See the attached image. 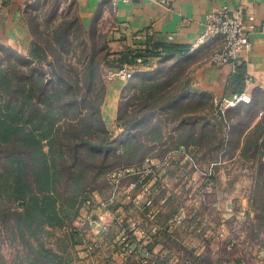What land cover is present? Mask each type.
Here are the masks:
<instances>
[{
	"label": "rangeland",
	"instance_id": "374dc122",
	"mask_svg": "<svg viewBox=\"0 0 264 264\" xmlns=\"http://www.w3.org/2000/svg\"><path fill=\"white\" fill-rule=\"evenodd\" d=\"M79 12L78 0H33L27 8L25 18L34 30H31V41L38 40L48 51L45 67L49 61L55 60L53 51L57 46L52 38L53 27L65 18L76 19V26H80L83 22ZM110 22L107 19L94 26L96 43L101 47L106 45L108 50ZM71 34L74 38L73 51L66 53L62 60L75 65L72 75L81 79V88H84L87 82L83 73L84 58L81 46L77 48V45L81 41L87 44L91 41L79 29L71 30ZM215 53L212 49L203 47L192 53L163 56L154 66L139 64L136 66L139 72L130 82L110 79L109 69L117 67H114L112 61L109 65L104 63L100 66V73L97 74L96 71L94 84L90 85L92 103L97 106L102 98L105 100L109 83H123L125 86L120 96L117 101L114 100V104H117L115 120L120 114L134 124L128 132L123 127H119L122 131L118 127L109 130L112 139H118L114 146L121 145L135 133L139 143H143L145 147L133 151V156H124L122 150L117 149L118 157L110 156L111 166L137 161L153 149L149 158L158 166L156 171L160 176L167 172L180 173L178 182H172L171 186H177L181 182L179 187L183 190L179 189L182 191L180 195L187 205L194 202L196 196H201L195 190L205 182L200 173L214 171L215 186L213 188L209 184L207 190L210 189L208 202L215 200L217 204V237L213 238L216 247L220 248L231 240L237 245V248L232 247V254H244L247 258L245 264H264V259L258 258L259 253L264 252V222L258 226L257 217H260V212L256 209L264 204L261 196L264 188V90H254L250 103L241 102L236 105H229L224 98L220 101L209 92L201 91L196 86L197 70L203 62L211 63ZM27 56L0 45V72L24 68L26 65L21 63V57ZM0 79L3 78L0 76ZM140 79L144 81L136 89L133 88L131 83ZM143 93L152 98L143 113H136L139 101L135 96ZM17 97L20 99L21 95H10L3 86L0 87V264H64L72 260L68 254L72 246L70 234L78 226L75 222L85 200L93 190L109 185L108 179L99 178L87 171V184L84 188L77 189L82 174H75L62 181L64 186L60 189L62 188L63 193H53L43 182L39 184L37 178L32 177L30 181L33 187L27 189L24 177L17 170L18 158L5 152L10 149L11 143L20 145L23 142L13 137L16 133L12 136L13 130L10 128L17 122L25 121L24 116L17 111ZM103 104L104 102L101 114L104 119ZM47 141L43 138L45 150H48ZM176 144L192 146L163 153L165 149L175 148ZM56 163L57 161L52 166L55 164L56 167ZM151 165L153 164H145L146 167ZM158 184L154 183L152 187L153 203L155 197H159ZM74 190L77 191L74 193ZM107 199L101 202L107 204L104 202ZM225 208H229L227 212L231 215L223 211ZM251 221L254 222L255 229L250 227ZM191 245L193 244H187L186 251H189L188 247ZM220 254L223 255V251ZM73 255L75 261L72 264H77L79 259L75 253ZM122 257L128 259L131 256ZM210 260L212 263L213 259ZM214 262L219 264V257Z\"/></svg>",
	"mask_w": 264,
	"mask_h": 264
},
{
	"label": "crops",
	"instance_id": "0c3cea01",
	"mask_svg": "<svg viewBox=\"0 0 264 264\" xmlns=\"http://www.w3.org/2000/svg\"><path fill=\"white\" fill-rule=\"evenodd\" d=\"M32 1L0 0V45L20 55H28L31 47V30L25 16ZM78 3L86 29L107 19L111 21L107 37L111 54L118 56L149 49L148 67L154 66L169 50L172 55L192 53L203 47L212 49L213 53L220 50L224 44L221 36L200 42L206 29V16L223 6L231 11L242 6L245 15H251L257 27L251 33V48L235 67L203 62L196 73V86L220 101L244 90L252 94L254 90H264V0H78ZM159 49L163 50V56L158 53ZM124 86L121 82L107 86L103 115L109 130L117 128L114 100L117 101ZM183 146L181 144V148ZM178 174L177 171L167 172L159 177V197H155L151 207L135 204L123 189L114 202L108 205L107 200L103 205L101 200L111 194L110 185L93 190L90 194L93 204H83L75 222L78 226L70 234L72 246L68 254L72 260L64 264L75 261L74 253L79 259L77 264H215L218 257L219 264H245L244 254H232V247L237 248L234 242L226 241L219 248L213 241L217 237V204L215 200L208 202L210 189L207 190V186H215L214 171L200 173L205 182L195 190L201 196H196L188 205L180 195L181 182L171 186L172 182H178ZM223 211L231 215L227 212L229 208ZM248 219L250 221V217ZM126 236L143 244L128 259L122 257V238ZM91 242L98 244L94 251L86 248ZM189 243L193 245L186 251ZM258 258L264 259L263 251Z\"/></svg>",
	"mask_w": 264,
	"mask_h": 264
},
{
	"label": "trees",
	"instance_id": "16d2710c",
	"mask_svg": "<svg viewBox=\"0 0 264 264\" xmlns=\"http://www.w3.org/2000/svg\"><path fill=\"white\" fill-rule=\"evenodd\" d=\"M76 25V19L65 18L53 27L52 38L57 47L54 49L55 52L53 51L55 60L49 61L47 67L44 66V61L47 59L48 51L38 40H34L28 56L21 57V63L26 65L24 68L0 72L3 78L0 79V87L3 86L10 95H21L20 99L16 98V105L18 113L24 116L25 121L17 122L10 128L13 130L12 136L16 133L13 137L23 142L20 145L11 143L10 149L5 152L16 155L15 159L18 158L17 170L24 177L27 189L33 187L30 179L36 177L38 183L43 182L44 186L51 189V192L63 193L62 188L60 189L62 185L64 186L62 181L79 173L82 174V179L79 180L76 188L82 189L87 184V171L93 172L99 178H107V175L118 167L141 164L153 151V149L149 150L132 163L111 166L110 156L118 157L117 149L122 150L124 156H133V151L144 149L145 145L139 143L138 137L133 133L121 145L114 146V142L118 139H112V133L101 114L103 98L97 106L93 104L90 86L94 84L95 75L100 73V66L104 63L109 65L108 63L112 61L111 63H114V67L117 68L125 63L134 66L137 65V57H143L145 60L141 64L147 65V59L151 56L150 50H137V53L115 56L110 53L106 45L101 47L96 43L97 35L94 28L86 29L83 24ZM76 29L82 31L83 35L91 41L90 45L84 41L77 45V48L81 46L84 58L83 73L87 79L84 88H81V79L75 74L72 75L75 65L62 60L66 53L73 51L74 38L71 30ZM30 30L34 31L33 27ZM162 52L158 51L163 56ZM166 54L173 56L170 50ZM115 61L118 63L115 64ZM142 81L144 80L140 79L131 85L136 89ZM145 95L143 93V95L135 96L139 101L136 113H143L152 98L149 94ZM58 122L60 123L55 127ZM132 124L134 123L124 118V115L119 114L116 119L117 127H123L126 132L131 129ZM43 138L48 140V150L44 148ZM185 146L189 148L192 145ZM177 148H181V144H176L175 148L165 149L163 153ZM55 161H57L56 167L55 164L53 167L52 164ZM262 190L261 196L264 201V188ZM260 207L256 208L260 212V217L259 215L257 217L258 226L264 222V204ZM254 225L251 221L252 229H255Z\"/></svg>",
	"mask_w": 264,
	"mask_h": 264
},
{
	"label": "built area",
	"instance_id": "2783aa9c",
	"mask_svg": "<svg viewBox=\"0 0 264 264\" xmlns=\"http://www.w3.org/2000/svg\"><path fill=\"white\" fill-rule=\"evenodd\" d=\"M256 29L253 17L251 15L246 16L242 6H238L232 11L227 6H223L207 14L206 29L200 38V42H205L210 37H223L224 44L212 56L211 63L214 65L230 64L235 67L240 63L244 53L251 48V33ZM158 51L162 52L163 50L159 49ZM144 60L143 57H137V65ZM137 65L133 66L125 63L121 67L111 68L108 71L109 78H118L122 81L130 82L139 72L136 69ZM251 100L252 93L247 90L234 95L233 98H224V101L229 103V105H236L241 102L250 103ZM151 159L147 157L141 164L136 166H121L112 170L107 175L108 183L111 187V194L107 200L114 202L119 192L123 189L135 204L143 203L149 207L153 206L152 187L154 183H157L160 173L156 171L158 166ZM165 160L163 161L165 162ZM164 162L162 163L169 164ZM146 163L148 165L152 163L153 165L146 167ZM132 193L136 194L133 195ZM144 198L146 201H144ZM84 203L92 205L93 199L89 196ZM102 204L105 205L104 203ZM97 226H102L101 222L97 223ZM97 246V242H91L86 245V248L88 251H94ZM141 246L143 244L139 240H135L130 236L123 237L122 255H126V257L133 256ZM143 263H145V260H143Z\"/></svg>",
	"mask_w": 264,
	"mask_h": 264
}]
</instances>
